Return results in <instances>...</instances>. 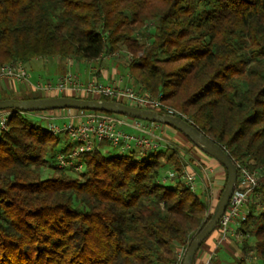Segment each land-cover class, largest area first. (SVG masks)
I'll return each mask as SVG.
<instances>
[{
    "label": "trees",
    "instance_id": "16d2710c",
    "mask_svg": "<svg viewBox=\"0 0 264 264\" xmlns=\"http://www.w3.org/2000/svg\"><path fill=\"white\" fill-rule=\"evenodd\" d=\"M120 52L137 88L256 173L230 264H264V0H0V67ZM41 98L0 87V100ZM9 112L0 134V264H175L209 219L208 190L179 179L193 164L178 145L142 157L94 148L78 157L80 171L60 169L56 157L73 148L67 135Z\"/></svg>",
    "mask_w": 264,
    "mask_h": 264
},
{
    "label": "built area",
    "instance_id": "2783aa9c",
    "mask_svg": "<svg viewBox=\"0 0 264 264\" xmlns=\"http://www.w3.org/2000/svg\"><path fill=\"white\" fill-rule=\"evenodd\" d=\"M29 78L28 72L20 62L0 67V84L2 86L6 84H25L30 91L40 93L45 98L51 95H65L70 92L74 96L80 95V97H105L109 98V101L126 104L142 110L158 112L163 107L167 110L166 114L180 117L164 107L158 98L141 90L134 91L128 87H121V85L108 86L93 82L82 86L78 77L73 74L61 76L53 83H30ZM9 113V111H0V134L7 129ZM66 113V116L62 117L64 121L61 125L50 123L53 118H48L46 112L39 115L42 121H48L46 128L52 134L64 133L73 144L69 154L56 157V166L60 169L72 168L75 171H80L82 167L78 163V157L94 148L98 149L103 143L119 150V152L135 150L139 157L145 156L150 151L170 147L162 138L166 126L160 124L93 111L71 112L69 110ZM236 168L237 179L235 188H233L234 190L229 198L226 210L217 224V243L219 244L225 242L230 236L235 235V232L230 227L236 220L243 219L246 216L244 210L259 186V178L255 172L249 171L243 166H236ZM173 177L172 173L166 172L165 178L167 180H171ZM179 179L192 190L195 189L194 175L189 173L187 169L181 172ZM183 254H185V250L179 252L175 264H181L182 257H184ZM206 264H208V261Z\"/></svg>",
    "mask_w": 264,
    "mask_h": 264
},
{
    "label": "water",
    "instance_id": "95a60500",
    "mask_svg": "<svg viewBox=\"0 0 264 264\" xmlns=\"http://www.w3.org/2000/svg\"><path fill=\"white\" fill-rule=\"evenodd\" d=\"M17 111L21 113L78 110L110 113L132 119L160 124L171 128L181 134L190 144L205 156L216 161L226 171V181L217 199L215 207L203 228L194 235L188 245L181 264H192L194 255L202 242L216 228L220 217L226 210L229 198L235 188L237 168L228 154L217 144L197 131L193 126L180 117L161 114L152 110H142L126 104L107 100L79 99L73 97H53L35 100H0V111Z\"/></svg>",
    "mask_w": 264,
    "mask_h": 264
},
{
    "label": "rangeland",
    "instance_id": "374dc122",
    "mask_svg": "<svg viewBox=\"0 0 264 264\" xmlns=\"http://www.w3.org/2000/svg\"><path fill=\"white\" fill-rule=\"evenodd\" d=\"M111 57H113L112 58L113 60L110 61L107 58V59L101 61L100 64H99V62H94V61H92V62L77 61L75 63V65H79L81 73H83L84 70H88L90 68L93 69V68L98 67L99 65L107 66L109 69L114 65L115 67L119 66L120 68L118 70H120V72L123 75H125L126 74L125 65L127 63V59L129 56H127L124 52H120V53H115V54L111 55ZM23 66H24L25 70L28 72L29 77L36 79V81L38 83H45V82H52L53 83V82H55V80H53L54 76H55V70H54L52 64L48 63V60L47 61L46 60H34V61H30V62L24 64ZM75 69L76 68L74 66L73 70H75ZM67 74H72V73H67ZM64 75H66V72ZM64 75H62V76H64ZM7 85H8V87H7ZM3 86L5 88H7L8 90L14 89L17 92H18V90L25 89L27 87V85H25V84H14V85L10 84V88H9V84L3 85ZM3 86L0 84V87H3ZM26 90L29 91L28 88H26ZM133 90L137 91L136 89H133ZM34 93L41 95L40 93H37V92H34ZM53 96L54 95H51V96H48L47 98H53ZM57 97H60V96H57ZM65 97H67V96H65ZM75 97H80V95H75ZM63 111L68 112L69 110L52 111L50 113H47L46 116H48V118H53V120H50V123H53L56 125H61L64 121V118H62V117L66 116V113H63ZM40 114H43V112H40V113L39 112H33L30 114L31 115L30 117L33 121H35V122L38 121L41 126L46 127V123H48V121H42L39 118ZM60 118H62V120H60ZM170 132H175V131H173V129H171V128L165 127V133H164V136L162 138L164 141H166V144H167V141H169L168 144L171 146H174L175 143H173V141H171V139L167 137V135ZM174 138H176V137H174ZM180 140H181V142H180L181 144L178 143L179 141H176V145L179 146L177 148L181 152L185 153V158L187 159L186 161L189 160V162H187L186 164H194L193 165L194 169H192V168H190V169L188 168V169H189V173H192V174L194 173L196 176L195 181H194V185L196 187V192L199 193L200 190H208L209 197H210V205H211L209 212L212 213V211L215 207V204L217 202V199L220 195V190H221L222 186L224 185L223 169L220 166H218L214 160L205 156L202 152H200L198 149L193 147V145H191L184 138L180 139ZM100 147H103L102 153L104 156H110L114 152L119 153V150H117V149L112 150L111 147H109L105 143L101 144ZM180 148H182V149H180ZM59 149H60V146H59ZM216 170H218V171H216ZM217 173L221 174L222 181H221L220 187L218 186V188H215L214 182L216 181L217 177L219 176ZM215 189H218V191L213 193L212 191ZM231 237L227 238V240L225 242H223L222 244H219V243H217L218 235H216V229H214L211 232V234L205 239V241L202 242L201 250L209 251V253H210L209 256H211V257H209V258H211V261L208 260V264H214V262L216 260L213 261L212 260L213 258L217 259L218 261L220 260L219 261L220 264H230L237 256H239L240 247L238 246L239 245L238 242L240 241V238L236 237V235H234L235 238L234 237L231 238ZM217 251L219 253H217ZM183 256H184V254H183ZM214 256H216V257H214Z\"/></svg>",
    "mask_w": 264,
    "mask_h": 264
},
{
    "label": "crops",
    "instance_id": "0c3cea01",
    "mask_svg": "<svg viewBox=\"0 0 264 264\" xmlns=\"http://www.w3.org/2000/svg\"><path fill=\"white\" fill-rule=\"evenodd\" d=\"M107 58L110 61L113 60L112 59L113 57H111V56H106V57L105 56H101V58H99L97 60H93V61L94 62H99V64H100L101 61H103V60H105ZM81 61H84V60H81ZM76 62H77L76 60L72 61V60L49 59L48 63L52 64V66H53V68L55 70V76H54L53 80H56L60 76L64 75L65 72H66V74L67 73H72V74L76 75L78 77L79 82H80V84L82 86H86L87 84L93 82V83H96V84H99V85H108V86H110V85H118V86H120L121 85V87H128V88L140 90L139 88H137L134 85V83H132L127 71H126V74L123 75L120 72V70H118L120 68L119 66L115 67L113 65L109 69L107 66L99 65L96 68H93V69L90 68L88 70H84L83 73H81L79 65H75ZM87 62H92V61H87ZM74 66L76 68L75 70H73ZM29 79H30V83L37 82L36 79H34L32 77L29 78ZM15 92L17 93L16 90H15ZM65 95L66 96H73V94L70 93V92H67ZM63 113H66V111H63ZM168 135H167V137L170 138L171 141H173V143H175V144H176V141H179L178 143H180L181 142L180 139H183L182 136L180 134H178V132H170ZM174 137H176V138H174ZM168 143H169V141H167V144ZM169 146H171V145H169ZM193 167H191L189 165L186 169L189 171V169L193 168ZM216 171H218V170H216ZM217 174L219 176L217 177L216 181L214 182V187L215 188H218V186L220 187V184H221V181H222L221 174L220 173H217ZM195 178H196V176H195ZM216 191H218V189H215L212 192L214 193ZM233 227H234V224H232L231 227H230L232 231L234 230ZM233 237H234V235L231 238H233ZM209 254H210L209 251L199 250V252L197 254V257L195 258V264H202L204 259L206 257H208Z\"/></svg>",
    "mask_w": 264,
    "mask_h": 264
}]
</instances>
